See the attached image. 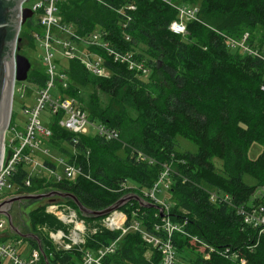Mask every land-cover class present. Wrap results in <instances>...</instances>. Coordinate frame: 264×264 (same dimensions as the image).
<instances>
[{
    "label": "trees",
    "instance_id": "1",
    "mask_svg": "<svg viewBox=\"0 0 264 264\" xmlns=\"http://www.w3.org/2000/svg\"><path fill=\"white\" fill-rule=\"evenodd\" d=\"M175 2L200 7V20L188 22L186 35L174 34L169 28L178 17ZM132 5L134 10L130 9ZM58 6L63 23L72 25L76 33L87 35L101 30L103 39L113 47L133 52L136 59L144 61L151 76L146 79L143 72L115 61L95 46L90 49L104 56L109 76L92 73L78 58L69 59L63 67L70 77L65 93L78 99L90 120L117 128L120 139L106 141L98 135L81 134L79 143H74L77 135L55 122L47 140L49 146L67 152L71 161L81 165L93 179L81 176L56 182L34 176L32 185L20 191L70 192L86 207L103 209L127 193L119 191L126 179L139 189H151L169 165L173 202L170 219L182 225V230L173 234L179 261L264 264V224L248 223L241 214L244 210L258 211V215L264 209V193L256 196L264 188V62L231 47L224 36L241 38L249 32L250 42L264 49V0H59ZM33 30L42 28L36 18L30 17L22 26L19 47L25 42L29 43L26 46L36 47ZM13 36L14 31L10 39ZM28 80L45 85L44 63L29 73ZM87 85L93 91L86 99L83 88ZM100 91L110 97L106 106L100 101ZM180 138L196 144L197 151L179 149ZM65 142L76 153L64 149ZM253 142L263 145L255 159L248 154ZM45 162L55 167L53 162ZM28 174L21 167L13 181L22 185ZM245 175L252 176L256 183H248ZM134 192L142 195L138 189ZM213 194L217 199L212 198ZM47 200L70 205L88 222L99 220L84 217L72 199ZM48 204H40L29 213L43 253L35 238H24L9 230L1 239L14 235L28 241L31 249L41 251V264H81L82 248L98 251L121 235L119 230L102 228L90 234L82 247L59 248L41 229L63 226L46 211ZM137 209L139 215L133 216L132 211ZM122 210L128 212L129 223L138 219L153 233L155 225L163 222L159 209L142 207L137 201L129 202ZM16 220L14 217L22 232H27L26 226ZM104 261L159 264L162 253L142 233L132 230L120 238L116 251L106 255Z\"/></svg>",
    "mask_w": 264,
    "mask_h": 264
},
{
    "label": "built area",
    "instance_id": "2",
    "mask_svg": "<svg viewBox=\"0 0 264 264\" xmlns=\"http://www.w3.org/2000/svg\"><path fill=\"white\" fill-rule=\"evenodd\" d=\"M30 0H24L21 9H24V3ZM59 0H39L32 8L33 16L37 15V22L40 24L42 31L33 30L32 36L36 42L43 47V63L46 67L47 81L45 85L39 86L36 90L37 98L35 104L27 105L24 102V112L28 115L25 130H19L17 123H12V118L8 129L5 133L3 157L0 164V202L4 199L24 194L21 192L23 186L32 185L34 176L45 178L41 174L42 169H49L52 177L56 182L63 180H76L79 177H86L93 179L89 174H86L78 163L71 161L70 157L67 159H60V164L64 167V173L61 174L57 170V166L52 167L46 164V160L39 158L40 153L49 155V148H45L44 142L52 136V124L57 122L61 127L76 134L77 137L73 139L74 143H79L78 136L81 134H88V125L91 124L96 129V135L106 141L119 140L120 131L117 128L111 127L106 123L90 120L89 113L83 108L77 98L69 96L65 90L69 86L70 77L65 68L59 69V61L55 57L56 52L64 54L69 59L78 58L85 66L94 74L102 77L110 75V71L105 63V58L102 54L90 49L91 46L103 49L107 55L112 56L115 61L127 63L129 68L136 71H141L144 74L149 72L148 67L144 61L135 58L133 52H123L113 47L110 42L103 39L104 33L101 30H95L87 35H80L74 31L72 25L63 23L60 14ZM178 11V17L170 24V30L177 35H186L188 32V22L191 20H200V7L197 5L173 4ZM134 5L130 9L134 10ZM22 29V26H21ZM20 29V31H21ZM20 35V32H19ZM18 35V37H19ZM228 45L235 49H239L243 53L253 55L263 60L264 49H260L258 45L250 42V33L246 32L241 38L231 35H225ZM82 49V45L87 46V57L76 54V46ZM84 52V53H85ZM57 82L61 84L57 93L53 94L52 90ZM18 81H15L14 96L16 93L15 87ZM264 89V85L262 86ZM29 86L25 81L21 82L19 90L22 93L21 99H25ZM49 104L52 114L57 117V120L50 126L43 125L41 121V111ZM14 105V104H13ZM14 112V111H13ZM13 117V113H12ZM10 133V139L6 140L7 134ZM73 153H76L75 150ZM140 158L144 156L140 153ZM154 160L150 159V163ZM24 167L29 174L23 179V184L18 185L13 181V177L19 172V169ZM171 167L165 165L161 172L158 181L151 189H139L129 180H125L119 191L134 192L139 190L142 197L153 202L163 208L162 224L155 225V233L144 229L138 219L129 223L128 212L120 209L112 212L106 217L96 220L95 224H88V221L81 218L78 211L70 205H61L56 202L50 203L48 207L49 212L59 213V218L66 224H74L73 230L69 235L64 230L60 229L56 232H51L50 236L56 244H61L64 238L71 240V243H66L65 248L70 249L73 246L82 247L86 243V239L90 234H95L102 228L109 230L121 231L120 237L111 244L100 248L98 251L91 249H83V261L81 264H107L104 261L106 255L114 253L118 247L120 238L129 231H139L143 238L162 253V261L159 264H179L176 248L173 242V234L176 231L182 230V225L173 223L170 219L171 206L167 203V199H161L157 193L162 190L161 186L170 189L172 185ZM35 173V175H34ZM99 183V182H98ZM5 188L10 190V193L4 192ZM212 198L215 200L217 196L213 194ZM260 214L258 211L245 212V221L254 223L255 225L264 224V209L262 208ZM133 216L139 215V210L132 211ZM8 219L4 215H0V256L8 258L13 264H41V251L39 249H31L27 255L20 251L19 245L22 244V239L15 241H2L1 237L6 235ZM10 228V227H9ZM164 233V234H161ZM245 261H243L244 263ZM116 264V263H113Z\"/></svg>",
    "mask_w": 264,
    "mask_h": 264
},
{
    "label": "water",
    "instance_id": "3",
    "mask_svg": "<svg viewBox=\"0 0 264 264\" xmlns=\"http://www.w3.org/2000/svg\"><path fill=\"white\" fill-rule=\"evenodd\" d=\"M24 0H0V164L3 157L5 133L10 124L13 104H14V85L15 81H27L32 68L30 59L18 53L17 43L22 24L29 17L33 16V10L29 8L21 9ZM14 36L10 39L11 32ZM55 197L72 199L78 210L84 217L100 219L108 216L116 210L122 209L131 201L139 202L142 207H155L163 213V208L159 205L146 200L137 192H127L122 195L115 203L103 209H91L86 207L80 199L73 193L60 190H50L40 193H24L8 197L0 202V215L7 217L9 227L12 232L24 238H35L40 244L43 253L40 237L31 232H22L14 223L12 209L16 203L23 201H41Z\"/></svg>",
    "mask_w": 264,
    "mask_h": 264
},
{
    "label": "rangeland",
    "instance_id": "4",
    "mask_svg": "<svg viewBox=\"0 0 264 264\" xmlns=\"http://www.w3.org/2000/svg\"><path fill=\"white\" fill-rule=\"evenodd\" d=\"M37 1H39V0H30V1L25 2L24 8L32 9L34 7V5L37 3ZM175 3L177 4V2H175ZM32 17L37 19V15H34ZM23 25L24 24H22V26ZM21 31H22V29H21ZM21 31H20V33H21ZM19 37H20V35H19ZM18 43H19V41H18ZM18 43H17V49L20 48V51H21V53L20 52L19 53L27 56L32 63V68H31L30 73L33 72V70L38 69V66L43 65L44 50H43V47L40 46L39 42L38 43L36 42V47L26 46L29 43L25 42L26 44L25 45L23 44L24 46L22 45V48H21V45L19 47ZM75 46L77 48V50H76L77 55H83V56L87 57V54L85 52L88 49L87 46L82 45V49L78 48L77 45H75ZM233 51H235V50H233ZM55 57L59 61V63H58L59 69L63 68L64 66H67V63L69 61L68 57H66L64 54H62L60 52L59 53L56 52ZM150 76H151V71L147 72L144 75V77L146 79L149 78ZM21 82L22 81H18L17 86L15 87L16 93L14 96L13 111H14V119H15L14 123L18 124L19 130H25L28 115L25 114V112H24V102L29 106L30 105L33 106L35 104L36 98H37L36 90L39 88V86L35 83L30 82L29 80L25 81L26 84L29 86V89H28V92L26 94L25 99H21L20 96L22 93L19 90V86L21 85ZM59 87H61V84L59 82H57L56 86L52 90V93L53 94L57 93L58 90L60 89ZM83 91H84V96L87 99L90 96L91 92L93 91V88L91 85H87V86H84ZM99 98H100L102 105H104V106H106L110 103V97H109L108 93H106L104 91L99 92ZM40 117H41L40 119L42 121V124L47 125V126H50L53 122H55L57 120V117L54 114H52V111H51L49 104H47L45 106V108L41 111ZM96 123H98V121H96ZM88 128H89L88 135L95 136L96 135V129L91 124L88 125ZM10 136H11V134L8 133L6 136V140H9ZM43 144H44L43 146L45 148H49L50 154L43 156L42 153H40L39 158L41 160H44L45 157H48L57 166L58 172L63 174L64 173V167L60 164V159H67L68 153L61 150V149L50 147L49 144L47 145L46 142H44ZM62 147L71 153H73L75 150L74 147L68 142H65ZM179 149H181L182 151H185V150L197 151L198 147L193 142H191L187 139H184V138H180L179 139ZM262 151H263V145L258 143V142H253L249 147L248 154H249L250 158L255 159L261 154ZM121 154L123 156L125 155L124 152H122ZM41 174L43 175V177L50 179L52 181H55V178L52 177V174H51L49 169H42ZM34 175H35V173H34ZM244 179L250 184L256 183V179H254L250 175H245ZM161 188H162V190L157 193V196L163 200L167 199V203L170 204V206H172L173 202H172L169 190L164 188L163 186H161ZM4 192L6 194H8V193H10V190L5 188ZM263 193H264V188H260L257 191L256 196H260ZM56 201L61 202L59 199ZM56 201L55 200L49 201L47 199H44V200H41L38 202H33V203H30L28 201L19 202V203H16L14 205V207L12 209V214H13V217L17 218V220H16L17 224H19V222H20V223H22V225L26 226V228L25 227L24 228L27 230V232L38 233V231L35 232L31 228L29 213L31 210H33L35 207L39 206L40 204L49 203L47 205L46 211L48 213L56 216L57 219L62 223L63 226L60 228H57V229H53V228L43 226V227H41L42 231L47 232L48 235L50 236L51 232H56V231L62 229L65 231V233L67 235H69L70 232L73 230L74 224H66L62 219L59 218L58 212L53 213V212L48 211V207H49L50 203L56 202ZM57 204H61V203H57ZM61 205H66V204H61ZM89 223L95 224V223H99V222H88V224ZM6 229H7L6 232H8L10 230L9 222L7 223ZM0 234H2V232H0ZM16 239H17V237L12 235V236H8L6 239H2V241H4V242L9 241V240L15 241ZM53 242L59 248L67 249V248H65V245H66V243H71V240L68 238H64L63 242L61 244H56L54 240H53ZM18 247H19L20 251H23L24 255H27L31 250V244L28 241H24V240H22V244L19 245ZM0 260L2 261L3 264H13L8 258H2L0 256ZM179 264H182V262L179 261Z\"/></svg>",
    "mask_w": 264,
    "mask_h": 264
},
{
    "label": "crops",
    "instance_id": "5",
    "mask_svg": "<svg viewBox=\"0 0 264 264\" xmlns=\"http://www.w3.org/2000/svg\"><path fill=\"white\" fill-rule=\"evenodd\" d=\"M43 155V154H42ZM44 156V155H43ZM44 160H48V161H50V162H52L48 157H45V159ZM56 166V165H55Z\"/></svg>",
    "mask_w": 264,
    "mask_h": 264
}]
</instances>
